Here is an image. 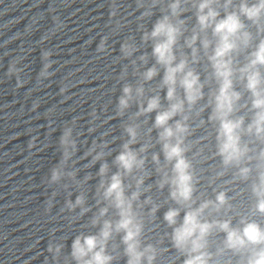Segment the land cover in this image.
Here are the masks:
<instances>
[{"label":"clouds","instance_id":"clouds-1","mask_svg":"<svg viewBox=\"0 0 264 264\" xmlns=\"http://www.w3.org/2000/svg\"><path fill=\"white\" fill-rule=\"evenodd\" d=\"M138 4L140 7L145 6L144 0H138ZM160 4L161 0H151L148 8ZM186 4L195 9L196 18V25L187 36L186 21L181 19ZM151 14L149 10L143 15L149 17ZM112 15H115V11ZM248 22L256 27L258 34L264 35V0H253L251 3L249 0H239V3L236 0H168L166 10L161 12L151 30L144 31L142 35L143 43H151L150 55L155 64L142 72L137 70L135 74L142 82L136 86L125 83L118 98L119 116H123L133 102L138 108L133 119L156 112L153 127L159 130L158 140L164 160L171 165V174L160 166L159 154L154 153L151 159L157 165V171L162 173L158 186L163 189L167 185L171 200L181 206L169 208L164 214V221L172 228L170 238L173 247L186 257L183 264H210L211 254L206 249L208 237L214 230L225 234L224 245L228 250L241 253L245 249H254L245 264H264V227L244 218L240 220V227H233L231 220L227 219L209 221L203 218L209 208L219 211L227 204L225 193H218L215 201L205 200L198 207H192L195 203L194 176L191 162L185 156L187 149L184 146L185 136L189 132L186 106L187 111H191L203 99L205 86L201 82L200 74L190 65L199 63L200 53L203 51L211 67L212 78L217 83V89L209 99V106L212 107L209 121L218 122L217 154L226 167L238 166L239 176L247 179L251 169L241 167L240 164L250 149L247 144H242V133L246 132L264 140V72L261 71L264 68V38L248 53L247 62L242 66H236L234 56L241 49L247 50L252 45L253 34L248 30ZM182 37L183 48L190 49V57L179 47ZM106 42L107 37L101 40L97 50L103 52ZM136 51V46L129 42L121 47L124 57H130ZM49 55L48 52L43 53L45 61ZM148 59V54L139 56L143 65L148 63ZM132 63L133 66L136 65V61ZM49 67L50 64L45 63L40 73L42 77L48 75ZM160 68L164 74L159 88L166 89V108L162 106L159 94L150 96L146 101L143 99L144 84L157 77ZM9 71L15 73L19 70L13 64ZM126 74L127 69L121 79ZM234 78L243 82L252 97L251 109L254 114L246 128L243 117L232 118L236 104L241 99V93L235 90ZM176 117L180 118L175 119ZM171 121L174 123H170ZM138 128L139 125L135 123L124 126L128 139L121 145L113 160L117 168L115 173L109 175V165L106 162L101 163L97 173L100 178L96 189L98 210L90 221L91 226H99V231L95 234L82 233L73 239L70 257L75 264H113L115 256L108 252V244L114 235H120L127 264H154L156 260V248L152 244L142 245L141 240L144 221L138 210H142L145 204H151L152 201L149 198L140 203V189L144 184V177L133 175L144 171L146 157L142 154L148 150V145H143L138 150L132 147L137 143ZM73 130V126L63 128L59 138L62 157L51 169L50 184H57L65 178L77 182L76 172L66 170L70 167L69 161L77 152ZM107 147L106 143L92 144L86 153V156H92L91 164L104 160V149ZM260 158L264 160V151H261ZM128 177L135 180L134 190L133 185L125 183ZM88 179L90 177H85V181ZM64 187H68V184H64ZM252 191L257 198L255 210L264 214V170L259 172L258 183L252 186ZM55 195L54 192L53 196ZM85 205V196L81 193L74 202L67 200L65 206L68 210L79 207L80 214L84 215L90 211ZM181 208L186 210L182 221L178 222ZM110 210L115 211V219L105 218ZM157 210L158 206H153L149 214L154 216ZM62 248V245L50 244L48 251L58 258Z\"/></svg>","mask_w":264,"mask_h":264}]
</instances>
